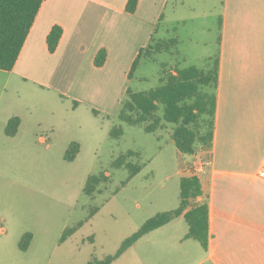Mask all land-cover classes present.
Instances as JSON below:
<instances>
[{"label":"rangeland","instance_id":"1","mask_svg":"<svg viewBox=\"0 0 264 264\" xmlns=\"http://www.w3.org/2000/svg\"><path fill=\"white\" fill-rule=\"evenodd\" d=\"M221 1L167 0L156 36H177L180 54L143 60L132 79L128 69H116L108 80L94 79L92 85L84 79L59 80L56 88L0 70V264L102 260L115 254L148 218L178 207L181 177L198 173L194 166L206 161L204 151L191 158L193 170H180L170 130L146 132L122 122L118 114L128 87L141 91L159 85L162 64L207 66L217 47ZM14 115L22 123L18 133L9 136L5 127ZM115 127L122 129L119 137L112 134ZM76 140L80 152L68 161L65 151ZM129 150L140 152V158L129 160L140 162L142 169L126 182L128 169L115 162ZM101 173L109 179L93 196L87 194L89 176ZM80 223L61 242L64 230ZM188 231L186 219L176 217L144 235L111 264H196L205 249L198 240L183 238ZM27 232L33 238L23 250Z\"/></svg>","mask_w":264,"mask_h":264},{"label":"crops","instance_id":"2","mask_svg":"<svg viewBox=\"0 0 264 264\" xmlns=\"http://www.w3.org/2000/svg\"><path fill=\"white\" fill-rule=\"evenodd\" d=\"M126 1L44 0L15 66L5 71L56 88L59 80L92 85L116 69L129 71L157 35L167 0H140L134 14ZM221 3L217 47L208 58L218 55L220 63L213 146L196 173L209 203L210 240L196 264H264V180L258 177L264 167V0ZM54 24L64 34L51 53L46 37ZM102 47L108 54L98 67L94 58ZM195 157L198 152L185 155L190 162Z\"/></svg>","mask_w":264,"mask_h":264},{"label":"trees","instance_id":"3","mask_svg":"<svg viewBox=\"0 0 264 264\" xmlns=\"http://www.w3.org/2000/svg\"><path fill=\"white\" fill-rule=\"evenodd\" d=\"M44 0H0V70L11 71L15 66L27 36L36 20ZM140 0H127L125 10L134 14ZM64 34V27L54 24L49 31L46 42L49 52L57 50ZM180 40L177 36L158 38L153 33L149 43L140 48L128 78L132 79L143 60L157 59L159 54L177 51ZM108 51L102 47L94 58V64H105ZM204 68L196 65L184 68L176 65L162 64L159 85L150 90L136 91L131 87L126 90V98L121 102L118 117L122 122L143 127L146 132L156 133L170 130L177 149L180 170H193V161L188 162L185 155L194 156L198 151H209L213 146L215 120L217 111V90L219 83V56L217 55ZM77 104V102L75 101ZM95 115L99 111L93 109ZM22 120L18 115L12 116L5 127L9 136L18 133ZM113 136L122 134L120 127H115ZM81 144L73 141L65 151V159L73 161L80 152ZM131 157L140 158V152L129 150L121 154L115 162L117 167H126L129 176L126 182L142 169L140 162H132ZM183 174L180 180V203L177 208L159 212L148 218L142 226L125 238L115 254L102 260H90L88 264H111L127 249L149 232L166 225L174 218L183 216L189 224L185 239L194 238L207 249L210 240L209 203L204 196L203 184L195 173ZM110 176L101 173L90 175L85 185V192L94 195L98 186ZM125 182V183H126ZM95 212L97 211L94 210ZM93 211V213H94ZM77 226L64 230L61 242L75 233ZM33 235L27 232L22 237L21 248L27 250Z\"/></svg>","mask_w":264,"mask_h":264},{"label":"built area","instance_id":"4","mask_svg":"<svg viewBox=\"0 0 264 264\" xmlns=\"http://www.w3.org/2000/svg\"><path fill=\"white\" fill-rule=\"evenodd\" d=\"M198 166H194V168L198 169V170H202V168L208 163L207 161H203V163L201 161H196V164H198ZM258 177L264 180V167H262L259 172H258Z\"/></svg>","mask_w":264,"mask_h":264}]
</instances>
